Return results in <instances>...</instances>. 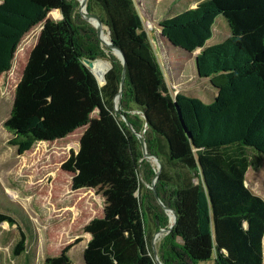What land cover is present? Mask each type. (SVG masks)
Masks as SVG:
<instances>
[{
  "label": "trees",
  "instance_id": "1",
  "mask_svg": "<svg viewBox=\"0 0 264 264\" xmlns=\"http://www.w3.org/2000/svg\"><path fill=\"white\" fill-rule=\"evenodd\" d=\"M86 9L126 61L119 111L161 163L155 191L176 214L161 264H262L264 200L244 181L255 167L250 157L264 158V0H205L159 22L167 45L192 54L211 38L215 19H225L229 36L195 56L197 76L216 89L208 104L170 94L133 0H87ZM77 10L73 0H0V75L11 70L22 38L43 23L4 123L8 145L21 155L35 142L84 128L77 151L61 165L72 175V191L93 190L103 199L102 216L83 228L89 240L82 264H156L145 218L163 227L165 219L151 206L152 194H140L141 179L150 183L156 170L113 110L122 64L104 53ZM53 12L61 19L49 20ZM99 58L109 63L94 74L98 83L85 62ZM3 222L20 229L11 215L0 213ZM25 242L20 231L14 257ZM70 247L45 264H70Z\"/></svg>",
  "mask_w": 264,
  "mask_h": 264
},
{
  "label": "rangeland",
  "instance_id": "2",
  "mask_svg": "<svg viewBox=\"0 0 264 264\" xmlns=\"http://www.w3.org/2000/svg\"><path fill=\"white\" fill-rule=\"evenodd\" d=\"M73 1L79 4V0ZM133 1L142 16L143 28L153 45L170 94L174 96L181 93L196 98L204 104L210 103L216 94V89L209 78L197 76L195 56L202 49L222 43L229 36L225 19L222 16L217 17L212 26V36L203 48L187 54L165 43L159 35L158 24L165 18L196 8L205 0ZM47 17L52 21L61 19L60 14L56 12L49 13ZM42 26L43 23L35 26L22 38L16 51L17 55L12 61L11 70L0 75V213L11 215L20 227L19 229L16 225L0 223V264H45L46 259L59 257L69 245L71 247L66 256L70 264H82L83 249L89 240L83 228L91 219L102 216L101 196L89 189L72 191L70 188L72 175L61 170V165L69 157L70 151H77L84 128L77 129L62 140L35 142L21 155H18L14 147L8 145L11 136L5 130L4 123L9 117L15 87L19 80L18 72L25 62L27 53L35 45ZM103 28L108 34V30ZM100 46L107 56L113 55L109 44L105 46L102 41ZM97 60L100 61L96 65L100 64L97 70L93 67L94 74L102 69L106 61L108 62L105 58ZM115 114L123 121L119 114ZM130 114L139 116L135 111ZM91 116L95 118L97 112H93ZM250 159L255 167L248 168L244 185L264 200V158L253 154ZM149 163L156 170V165L152 161ZM151 182L150 180V183H147L141 179L140 194L147 192L152 194ZM151 206L157 208L156 212L164 217L166 224V227L155 224L150 215L145 218L149 249L152 257L155 254L160 262L162 246L168 232H159V230L168 228L173 223V218L171 220V215L159 206L154 196ZM20 231L25 233L26 242L22 254L14 257L12 250L19 241ZM155 235L156 238L153 240ZM262 247V264H264V235ZM201 264H213V262Z\"/></svg>",
  "mask_w": 264,
  "mask_h": 264
},
{
  "label": "water",
  "instance_id": "3",
  "mask_svg": "<svg viewBox=\"0 0 264 264\" xmlns=\"http://www.w3.org/2000/svg\"><path fill=\"white\" fill-rule=\"evenodd\" d=\"M86 6H87V0H83L82 2H79L78 4V14L80 15V17L86 21L87 23L91 24V26L94 27L95 31H96V36L101 44V39H100V36H101V29L103 27L102 25V22L101 20L98 18V16L94 15V14H90L87 9H86ZM84 8V11H82V9ZM95 22V23H94ZM109 34V32H108ZM109 49H111L113 52H115V54H113L122 64V72H121V77H120V83H119V90H118V93L116 94V96L114 97L113 99V110L115 113L119 114L122 118V120L126 123V125L129 127V129L135 134L137 140L139 141V144H140V147H141V152H142V157L147 160V161H152L155 165H156V172L154 173V176H153V179H152V182L150 184V187H151V192L154 196V199L155 201L159 204V206L166 212V213H169L171 212L172 216H173V223L166 229H163V230H159V232H168L170 233V231L173 229L174 225H175V222H176V214L174 212V210L172 208H170L169 206H166L164 205L161 200L159 199L155 189H154V186H155V183H156V180L159 176V173L161 171V163L159 161V159L154 156V155H151L147 152L146 150V143H145V140H144V137L142 134H139V133H135L134 130L132 129V127L130 126V124L127 122V119H126V116L121 113L119 110H118V107H116L115 105V99L118 98V105L120 104L121 102V97H122V91H123V88H124V82H125V71H126V61H125V58H124V55L123 53L121 52L120 49H118L116 46H114L112 44V42L109 43ZM98 60H94L93 62H85L86 66L88 67V69L91 71V73L94 75L93 71H92V68H93V64L95 62H97ZM110 69V65L108 67V70ZM107 70V71H108ZM94 77L96 78V76L94 75ZM96 80L98 81V79L96 78ZM104 82V81H103ZM99 83V81H98ZM98 114V110H95ZM144 118V120H146V117L145 116H142ZM146 122V121H145ZM156 238V235L153 237V240H155ZM151 245H153V242L151 243ZM153 259H154V262L156 264H161L157 258L155 257V254H153Z\"/></svg>",
  "mask_w": 264,
  "mask_h": 264
},
{
  "label": "bare ground",
  "instance_id": "4",
  "mask_svg": "<svg viewBox=\"0 0 264 264\" xmlns=\"http://www.w3.org/2000/svg\"><path fill=\"white\" fill-rule=\"evenodd\" d=\"M83 0H79V2H82ZM82 11H84V8L82 9ZM95 23V22H94ZM102 31H101V36H100V39H101V43H102V41H103V45H107V44H109L110 43V37H109V35L107 34V33H105V31H103L104 30V28L102 27V29H101ZM111 50V49H110ZM112 51V50H111ZM107 52H108V49H107ZM112 53L113 54H115V52H113L112 51ZM99 62V60L97 61V62H95L94 64H93V67H94V69H98V67H99V64L98 65H96V63H98ZM103 63H105V61H103ZM106 64H107V61H106ZM105 64V65H106ZM104 65V66H105ZM98 66V67H97ZM103 68V67H102ZM93 69V68H92ZM115 105H116V107H118V98H116L115 99ZM168 214H170L171 216H170V218H171V220H172V218H173V216H172V214H171V212H169Z\"/></svg>",
  "mask_w": 264,
  "mask_h": 264
},
{
  "label": "crops",
  "instance_id": "5",
  "mask_svg": "<svg viewBox=\"0 0 264 264\" xmlns=\"http://www.w3.org/2000/svg\"><path fill=\"white\" fill-rule=\"evenodd\" d=\"M32 49V48H31ZM29 52H30V50H29ZM29 52L27 53V55H26V58H25V62H24V64L23 65H21L20 66V71L18 72L19 73V75H18V77H19V79H20V77H21V73H22V70H23V68H24V66H25V64H26V61H27V57H28V54H29ZM2 75H4V74H2ZM1 75V76H2ZM0 76V77H1ZM19 81V80H18ZM82 133H83V131L81 132V135H82ZM80 135V136H81ZM255 194V193H254ZM257 195V194H256ZM260 197V196H259ZM86 245V244H85Z\"/></svg>",
  "mask_w": 264,
  "mask_h": 264
}]
</instances>
